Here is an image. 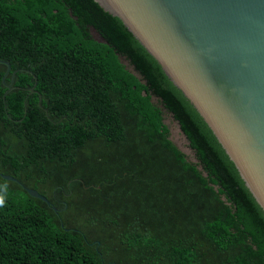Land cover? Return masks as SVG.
Returning a JSON list of instances; mask_svg holds the SVG:
<instances>
[{"label":"trees","instance_id":"obj_1","mask_svg":"<svg viewBox=\"0 0 264 264\" xmlns=\"http://www.w3.org/2000/svg\"><path fill=\"white\" fill-rule=\"evenodd\" d=\"M0 61V175L20 183L0 176V264H264L263 209L120 19L95 0H0Z\"/></svg>","mask_w":264,"mask_h":264},{"label":"water","instance_id":"obj_2","mask_svg":"<svg viewBox=\"0 0 264 264\" xmlns=\"http://www.w3.org/2000/svg\"><path fill=\"white\" fill-rule=\"evenodd\" d=\"M95 1L122 21L196 109L264 211V0ZM0 64L11 71L10 63ZM6 87L5 96L12 90ZM36 87L32 94H39Z\"/></svg>","mask_w":264,"mask_h":264},{"label":"rangeland","instance_id":"obj_3","mask_svg":"<svg viewBox=\"0 0 264 264\" xmlns=\"http://www.w3.org/2000/svg\"><path fill=\"white\" fill-rule=\"evenodd\" d=\"M165 124L169 127L171 131V138L172 141L179 147V149L184 152L190 161L196 163V155L195 153L191 150L188 141L186 138L183 136V134L179 130V125L178 123L173 119L172 115L166 113L165 115Z\"/></svg>","mask_w":264,"mask_h":264}]
</instances>
